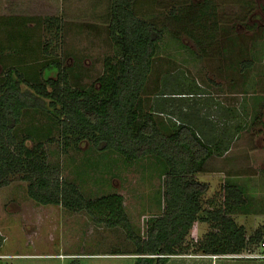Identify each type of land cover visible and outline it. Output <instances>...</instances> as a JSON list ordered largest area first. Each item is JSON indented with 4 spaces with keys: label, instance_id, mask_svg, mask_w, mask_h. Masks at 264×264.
<instances>
[{
    "label": "rangeland",
    "instance_id": "obj_1",
    "mask_svg": "<svg viewBox=\"0 0 264 264\" xmlns=\"http://www.w3.org/2000/svg\"><path fill=\"white\" fill-rule=\"evenodd\" d=\"M213 2L211 15L201 20L206 27L202 29L190 24L192 18L183 23L174 17L184 18L190 7L191 17L200 14L196 10L205 0H135L136 16L164 30V40L146 84L144 106L150 109L157 106V100L164 101L156 99L157 94L201 92L202 98L185 99L187 104L192 102L186 115L206 118L212 114L217 132L225 128L222 124L226 117L222 119L221 112L230 116L224 110L238 111V119L229 129L234 137L230 150L214 157L206 167L209 171L197 175L196 180L208 185L202 201L207 209L213 208L206 204L212 198L216 199L215 207L222 202V188L229 175L239 176L236 182L246 189L251 207L249 214L238 215L235 221L245 224L250 234L264 225V0ZM109 5L110 0H0V19L32 20L22 31L30 32L33 40L29 45L39 46L36 59L59 58L68 69L69 84L82 89L95 85L103 74L105 60L117 56L107 31ZM52 17L60 19V29L56 24L46 27L45 20ZM10 29L0 21V78L5 67L19 66L23 58L17 53L22 50L21 40L8 43ZM192 35L199 37L202 45ZM47 45L48 54H44ZM31 56L24 63L27 69L36 60ZM252 59V68L242 71V64ZM207 104L210 105L205 107ZM215 104L222 111L214 113ZM162 118L171 124L168 116ZM50 127L45 117L29 113L19 133L21 136L27 129L45 133ZM50 139L44 140L43 151L47 161L59 168L61 178L77 184L93 200L110 194L122 196L136 233L144 235L151 218L162 214L159 201L163 180L156 162L125 164L115 156L96 154L88 142H82L78 149L70 144L65 150L64 139L56 129ZM36 143L35 139L26 144L31 149ZM27 188L23 175H12L9 184L0 187V256L49 253L76 257H10L1 259L0 264H135L132 258H112L133 257L134 247L122 227L96 225L85 211L38 205L28 197ZM209 232H216L210 224H195L186 238L189 250L204 241ZM117 251L125 255H114Z\"/></svg>",
    "mask_w": 264,
    "mask_h": 264
},
{
    "label": "trees",
    "instance_id": "obj_2",
    "mask_svg": "<svg viewBox=\"0 0 264 264\" xmlns=\"http://www.w3.org/2000/svg\"><path fill=\"white\" fill-rule=\"evenodd\" d=\"M205 1L196 10L200 14L191 17L190 7L184 18L178 15L174 19L184 23L192 18L190 24L206 28L201 20L211 15L214 0ZM134 4L135 0H110L107 31L117 56L105 60L103 74L95 85L82 89L69 84L68 69L59 58L36 59L39 46L29 45L33 40L31 34L22 31L32 20L0 19L11 28L9 45L19 38L22 50L17 53L23 55L19 66L5 67L0 78V187L8 185L12 175H23L28 182V197L38 205L85 211L96 225L122 227L134 247L131 255L135 256V264H167L168 257L187 252L186 238L197 223L210 224L216 232H209L198 243L195 253L214 256L252 253L264 241V226L249 236L246 228L236 223L235 217L249 214L251 207L246 189L236 182L239 176L229 175L222 188V202L215 207L216 199L212 198L206 204L213 208L207 209L202 201L208 185L196 180L197 175L209 171L206 167L214 157L230 150L234 137L229 129L238 119V111L224 110L230 116L221 112L222 119L225 116L228 120L223 121L224 131L217 132L212 114L206 118L186 115L192 102L187 104L185 99L202 98L201 92L157 94L156 99L164 101L157 100V106L145 108V88L164 40V30L137 17ZM175 11L173 8L171 13ZM45 21L46 27L56 24L60 29L58 17ZM193 38L202 45L199 37ZM48 47L43 49L44 54H48ZM28 56L36 60L27 69L24 63ZM253 64V59L244 62L242 71L251 69ZM219 107L215 104L213 112L222 111ZM29 113L45 117L50 129L45 133L27 129L20 136L19 127ZM163 116L174 122L166 123ZM53 129L64 139L65 150L70 144L78 149L82 142H88L102 157L115 156L130 165L152 160L160 166L162 214L151 218L144 235L135 232L122 196L110 194L93 200L77 184L61 178L59 168L47 161L43 151V142L50 139ZM35 139L36 146L28 148V140ZM114 255L125 254L117 251Z\"/></svg>",
    "mask_w": 264,
    "mask_h": 264
},
{
    "label": "crops",
    "instance_id": "obj_3",
    "mask_svg": "<svg viewBox=\"0 0 264 264\" xmlns=\"http://www.w3.org/2000/svg\"><path fill=\"white\" fill-rule=\"evenodd\" d=\"M244 226L247 230V234L250 236L252 233H248L247 226L245 224H240ZM264 226V225H262ZM261 226V227H262ZM257 228L253 229V232ZM195 248L188 250L187 252L185 251L182 254L179 255H173L168 257V262L167 264H264V258L262 259H252V258H229V257H217L216 259L213 258L214 255H206L204 253H195L194 252ZM245 253H242L241 255H245ZM254 255H261L264 254V250L260 247H257L254 249V251L251 253ZM8 257H21V258H28V259H52V258H62V257H76V255H53V254H44V255H16V256H11V255H5ZM82 256L86 257L85 254H82ZM91 257H101L98 255H89ZM230 256V255H227ZM111 258V257H110ZM112 258H132L135 260V256L133 257H121V256H116ZM87 259V258H86Z\"/></svg>",
    "mask_w": 264,
    "mask_h": 264
},
{
    "label": "built area",
    "instance_id": "obj_4",
    "mask_svg": "<svg viewBox=\"0 0 264 264\" xmlns=\"http://www.w3.org/2000/svg\"><path fill=\"white\" fill-rule=\"evenodd\" d=\"M261 248L264 250V241L261 244ZM217 257L262 259V258H264V254L254 255V254L248 253L247 255L213 256L214 259H216ZM7 258H10V257H8V256H0V260L1 259H7Z\"/></svg>",
    "mask_w": 264,
    "mask_h": 264
}]
</instances>
